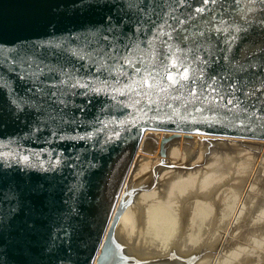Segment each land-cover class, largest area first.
Wrapping results in <instances>:
<instances>
[{
	"label": "water",
	"instance_id": "1",
	"mask_svg": "<svg viewBox=\"0 0 264 264\" xmlns=\"http://www.w3.org/2000/svg\"><path fill=\"white\" fill-rule=\"evenodd\" d=\"M223 7L0 0V264L201 259L127 257L116 229L157 183L154 173L152 184L127 190L146 141L155 147L160 138L159 169L182 135L264 142V5ZM117 15L140 23L113 52V29L124 25L108 19Z\"/></svg>",
	"mask_w": 264,
	"mask_h": 264
},
{
	"label": "bare ground",
	"instance_id": "2",
	"mask_svg": "<svg viewBox=\"0 0 264 264\" xmlns=\"http://www.w3.org/2000/svg\"><path fill=\"white\" fill-rule=\"evenodd\" d=\"M182 137H185L182 135ZM195 146L202 148V145L207 146L202 142L205 136H197ZM209 138V137H208ZM148 139V138H147ZM223 139L218 137H210L209 140ZM225 140V139H223ZM227 140V139H226ZM243 143H264L253 140H232ZM159 142L155 147L146 141L143 148L138 151L136 159L137 164L131 178L128 180V189H134L144 184H152L154 179V173H158L159 166L161 165L160 157L158 158H145L142 157V152L157 155L159 152ZM212 144L211 141H207ZM179 143V144H178ZM202 144V145H201ZM245 147L246 144H243ZM181 142H172L168 149L167 159L170 162H166V166L160 168L158 174V180L155 186L147 188L146 191L141 192L134 200V202L124 211L116 229V240L119 245H126L129 248L124 252L127 257L130 256L133 259H148L154 257L168 256L172 252H176L179 256L191 259L198 254H201L205 248L207 253L215 250L220 245L218 238L223 239V231L228 226V223L239 219L243 213L242 200L239 199V193L243 188V182L239 181L231 185L228 190H222L220 184L226 177L224 174L213 170L215 164H210L204 168H194L190 160L178 161V152L181 150ZM249 148V147H248ZM243 148L242 151L246 152L247 149ZM142 157L139 160L138 158ZM192 162V163H191ZM180 163V164H179ZM183 163L188 166H184L186 171L177 170L178 166L182 167ZM175 168V169H174ZM162 169V170H161ZM214 171V172H213ZM245 181V179H241ZM165 183V185H162ZM167 188V191H166ZM215 191V192H214ZM237 191V192H236ZM251 191V189L249 190ZM162 193H166L162 195ZM248 194V192H247ZM262 192L256 193L255 197H259ZM184 199H187V205L185 210L193 209L192 219L190 224L187 223V227L191 232L188 236L187 233L182 237L176 236L181 241V246L173 243V238L177 235L178 223L182 216L178 212V203ZM217 201L224 205L223 214L218 222L219 224L214 230L217 222L213 221V206ZM262 204V203H260ZM259 204V205H260ZM260 207L257 206L255 210ZM215 209V208H214ZM260 209V210H259ZM183 210V209H182ZM184 210L182 211V213ZM255 223L261 225L264 224V205L256 210ZM186 220V217L185 219ZM188 220V218H187ZM212 221L214 223H212ZM192 223V225H191ZM215 225V226H214ZM211 226V227H210ZM214 226V227H213ZM187 228V231H188ZM211 229L210 233H208ZM214 230V232H213ZM220 232L217 234V232ZM206 232V235H205ZM261 238L255 240V247L252 249V253L249 255V249L240 245H233L226 252L221 253L222 256L208 255V257L201 256L196 264H204L206 258H212L217 261L218 259H228L232 261L236 259H242L245 261L246 256L256 254V264H260L261 260L264 261V232H262ZM221 236V237H219ZM248 250V251H246ZM228 260H223L225 264H229ZM227 261V262H225ZM217 263V262H216ZM222 263V262H220ZM232 263V262H231Z\"/></svg>",
	"mask_w": 264,
	"mask_h": 264
},
{
	"label": "rangeland",
	"instance_id": "3",
	"mask_svg": "<svg viewBox=\"0 0 264 264\" xmlns=\"http://www.w3.org/2000/svg\"><path fill=\"white\" fill-rule=\"evenodd\" d=\"M197 138V136H193L191 138L181 136L180 138L175 140V143L181 142L182 146V152H178L177 155L178 161L183 162L185 160L191 159L190 161L193 162H191V165L194 167L191 169H195V167L204 168L212 163L215 164L213 170L216 171L218 168L220 171L219 173L224 174V177H226V179H224L223 182L220 184V187H225L224 189H222L225 191L228 190V188H230L231 185L235 184L236 182H243V188L241 189V191H243L239 193L240 196L238 197L240 200H242L241 205L244 209L239 219H236L235 221L230 220L228 226H226V231H223V239L221 238L220 240V238H218L217 242L220 241V245L218 246V248L210 251V254L207 253L208 250L205 248V250L201 252V255L203 257L204 255L205 257H208V255H213V257H215L216 255L222 256L221 253L226 252L235 244L240 245L242 247H247L248 249L250 248V251L248 252L250 255V253H252V249L255 247V240H259L261 238V235H263L262 232H264V224L261 225L259 223H255V216L257 213L256 210L264 205V143H243L246 144V146L249 147L248 148L245 147L243 144L241 145L242 142L238 143L236 141H232L233 139L209 140L210 137H204L202 142H204V144H206L207 146L201 144L202 148H198L195 146ZM207 141H211L212 144H209ZM243 148L247 149L246 152L242 151ZM141 156L151 159L159 157L158 154L153 155L146 152H142ZM142 157L138 158V164L139 160ZM166 162L169 163L170 159L166 160ZM183 164L185 165H183L182 167L178 166L177 170L186 171L187 169H190L184 167L188 166L186 165V163ZM159 172H161L160 169L158 170V173ZM241 179H245V181H241ZM162 185H165V183H162ZM250 189L251 191H249ZM261 192L263 193L261 194V196L259 195V197H255L256 193L260 194ZM165 194L166 193H162V195ZM186 200L187 199H184L181 202L179 200L178 203V212L182 216V218L180 219V222L178 223V228L176 229L177 235H175V237L173 238V243L176 245L181 244V241L179 242V239L176 236L183 237L185 233H187V236L191 233V230L189 231V228L187 227V223L189 222L188 224H190L193 209L190 207V209L185 210L184 204L185 206L187 205ZM257 206L260 207L255 210ZM223 207L224 205L222 203H219L218 201L216 205L213 206L212 219L213 221L217 222L215 224L216 226H213L214 230L219 224L218 222L222 217ZM182 209L184 210L183 213ZM185 217L186 220H183L185 219ZM213 221L212 223H214ZM210 231L211 229H209L208 233H210ZM218 233L220 232L218 231L217 234ZM255 256L256 254L246 256L247 259L245 261H241L242 259H236L234 261L231 260L232 263L228 259L220 258L215 261L212 258H206L204 264H225L223 260H228L229 264H256L258 261ZM260 262V264H264V261L261 260Z\"/></svg>",
	"mask_w": 264,
	"mask_h": 264
},
{
	"label": "snow or ice",
	"instance_id": "4",
	"mask_svg": "<svg viewBox=\"0 0 264 264\" xmlns=\"http://www.w3.org/2000/svg\"><path fill=\"white\" fill-rule=\"evenodd\" d=\"M179 2H183V0H179ZM202 2L206 5L208 4L209 2L215 4L217 2L221 3L222 5H224L225 7H223V13H231V4H235V3H239V0H231V4H230V0H202ZM250 2L252 3H260L261 5H264V0H250ZM108 6L112 7V8H115L116 5L115 4H109ZM262 11H264V7H262L261 9ZM197 11H203V9H197ZM218 15H221V23H224L225 21L223 20V14L222 13H218ZM129 19H132V17L129 15ZM212 20L215 21V16L212 17ZM115 23L116 27L119 28L122 24L124 25V27L121 29V31L119 33H115V29H113V33H114V36H113V45H112V51L113 52H117L118 51V48H117V45H120V44H123V40L120 39V37H123V36H126L127 35V32H126V29H129L131 28V30L133 32L136 31V25H138L140 23L139 20L136 21V24L135 25H128L125 23V18L124 16H119L117 15L116 17H110L108 19V23L109 25L111 26L112 23ZM235 23V22H234ZM259 24L262 28H264V17H262L260 20H259ZM234 32L235 33H240L241 32V27H234ZM216 31H219V29H216ZM203 34V33H202ZM236 36L233 35L231 37V39H235ZM128 46H125V50L127 49ZM19 55V54H17ZM16 57H13L12 58V61L13 63H15L16 61ZM168 79L170 81H172L173 83H179V80L177 78H174L172 76H168ZM182 79H187V74L185 73L184 76L182 77Z\"/></svg>",
	"mask_w": 264,
	"mask_h": 264
}]
</instances>
